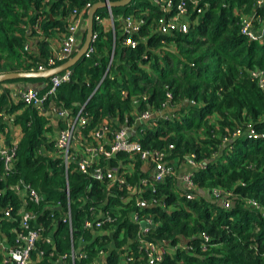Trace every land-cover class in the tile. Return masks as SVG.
<instances>
[{
	"label": "trees",
	"instance_id": "16d2710c",
	"mask_svg": "<svg viewBox=\"0 0 264 264\" xmlns=\"http://www.w3.org/2000/svg\"><path fill=\"white\" fill-rule=\"evenodd\" d=\"M97 1L102 0H0V73L34 70L39 63L48 69L47 43L36 39L35 49L27 47L36 26L44 35L56 26L63 28L73 9ZM197 1L203 11L195 23L185 33L165 35L154 29L158 9L145 0L110 7L113 34L96 25L94 16L105 15L102 7L97 8L92 19L93 52L68 68L69 80L45 97L43 112L21 101L11 104L9 92L0 91V113L20 109L12 121L20 127V137L7 170L0 158V211L9 208V217H0V230L12 245L19 212H31L30 227L40 228V238L29 253V259L37 257L34 264H60L59 256L71 244L85 252L74 264L99 259L100 249L102 264H115L117 249L123 245L134 256V264H142L140 225L131 219L132 212L148 216L153 224L144 238L169 247L179 245L164 255L161 264H264V89L248 75L252 69L264 70V39L259 42L239 33L240 14L264 19V6L256 8L255 0ZM128 15L142 21L131 34L123 31V23L118 29L120 19ZM128 37L136 40L134 47L124 43ZM19 79L0 84L41 81L42 86H34L39 95L48 88V78ZM166 105L176 110L161 115ZM51 108L66 109L71 115L79 111L86 118L80 131L89 144L96 143L90 132L106 127L108 140H101L105 148L115 130L134 125L136 113L148 108L151 119L137 127L132 139L142 149H163L173 172L154 182L132 156L133 170L124 173L126 184H117L91 178L90 168L80 172L73 159L64 166L53 151L55 137L50 140L45 135L54 132L47 113ZM58 118L57 127L62 129ZM248 127L258 136H246ZM236 129L241 132L237 136ZM70 150L74 159L79 158L78 149ZM188 155L197 164L189 171L192 198L185 196L176 171ZM97 159L100 166L119 171L131 161L123 152ZM141 177H146V184H140ZM18 181L38 194L37 203L16 194ZM214 190L219 191L216 197ZM226 200L228 207L223 206ZM94 209L108 212L114 220L84 227L85 219L94 218ZM67 210L71 230L62 221Z\"/></svg>",
	"mask_w": 264,
	"mask_h": 264
},
{
	"label": "built area",
	"instance_id": "2783aa9c",
	"mask_svg": "<svg viewBox=\"0 0 264 264\" xmlns=\"http://www.w3.org/2000/svg\"><path fill=\"white\" fill-rule=\"evenodd\" d=\"M108 2L109 0H103ZM150 5L156 7L159 11V16L155 20V31L159 34H171L173 32L185 33L189 26L195 23L197 17L202 13L203 7L198 5L197 0H145ZM188 2L190 3V8L188 7ZM206 5V4H204ZM89 4H85L80 11L72 10V14L84 12L87 8H89ZM264 6L262 5V0H255V7ZM109 17L110 7H105ZM192 12L194 16H192ZM94 16V15H93ZM96 21V25L100 23V17L98 15L94 16ZM123 31L131 34L132 32L137 31L139 24L142 22L140 20H136L130 15L125 16L123 19ZM262 19L254 15V13L250 15L240 14L239 16V33L245 36L247 39L259 40L255 34V26L261 22ZM76 21L73 22L69 27V32L61 39L60 45L57 49L53 50L50 55L47 57L46 65L49 68L54 67L56 63L65 61L73 52L76 51L74 47L75 38L72 35V32L75 28ZM96 33L92 32L90 37V42L85 51L83 57H89V55L93 52V41L95 40ZM264 39V38H263ZM261 38V40H263ZM124 43L130 47H134L136 45V40L131 38H126ZM26 48V47H25ZM46 70L45 66L39 63L34 70L30 69V71H43ZM249 76L252 79H255L258 83V86L264 89V70L263 69H252L248 72ZM70 78V70L64 69L57 74H54L48 77V88L43 93V95H39L38 91L35 87L26 86L25 88L19 90L16 93V97L21 103L25 105H31L36 107L39 111H44V99L47 96L53 95L55 89L65 83ZM1 91V86H0ZM142 99L145 100V96H142ZM133 103L136 104V101L133 100ZM168 105L164 106L163 109L167 108ZM54 112L55 110L51 108ZM58 117L62 118L63 128L59 129L56 133L53 142V151L56 155H59L62 158L64 166L67 165L69 160L75 161L77 169L86 173L87 168H90L89 175L91 178L97 181H107L108 183H117V184H126L124 173H130L133 170L134 158L132 156H136L137 160L141 162V164L146 167H151V180L154 182L161 181L165 175L171 174L173 172L171 167H168L165 162L166 152L163 149L158 150H150V149H142L139 142L132 137L126 136V134L130 131V128L119 127V129L115 130L112 134V139L109 140L108 148H105L101 143L102 141H106L105 133L106 127L102 125L99 127L98 131L90 132L89 136L96 142L95 144H89L86 142L84 137H82L80 129H82L86 125V118L79 114V111L75 113V115H71L70 112L66 109L55 111L54 112ZM152 117V112L146 108L142 111H138L134 116V123L136 121H146L150 120ZM14 117L12 115L0 113V121L5 122V124H12ZM133 127V126H132ZM241 132L239 129H236L233 134L235 136L239 135ZM246 136L255 138L258 135L251 129L247 128L244 132ZM17 141L8 147L0 146V158L3 162V169L7 170L10 166L12 159L14 157V150ZM171 147V145H170ZM78 149L80 151L79 158L74 159L70 149ZM116 152L127 153L130 156V160L128 165L123 166V169L119 171V168H111L106 166H100L98 164V156H102L105 159L113 156ZM94 164V165H93ZM186 164L189 167L193 168L197 164L193 161V156L188 155L186 157ZM180 180L181 185L184 187L185 196L187 198H192L193 194L189 191L192 189V182L190 177V172H186L177 177ZM140 184L144 185L147 183L146 177H141L139 179ZM128 188H132L127 185ZM14 190L16 194L26 197L28 200L37 203L39 200L38 194L28 185L23 184L21 181H18L16 185H14ZM65 193L67 195V187L65 186ZM213 195L216 197L219 191H212ZM137 198V197H134ZM250 206L257 207V204L252 200H247ZM140 204V199H136L135 205ZM224 207L229 206V201L226 200L223 202ZM2 213V214H1ZM0 217L7 218L9 217V208L4 207L0 211ZM91 216L94 218L85 219L83 221L84 227H89L94 223L95 227H99L103 222H112L114 217L110 215L106 211H102L101 209H94L91 212ZM33 214L27 210H21L19 212L18 226L19 229L15 233V237L12 245H10L5 253H3L4 261L9 262L10 264H29V253L34 248V243L38 240L39 234L38 227H30V221L33 219ZM131 219L136 221L137 223L144 222L146 225L144 227H140V233L137 235L139 246L138 251H141L144 257V261L142 264H161L164 255L166 253H171L175 249L179 248V245H174L173 247L166 246L162 243H155L154 241L144 238V234L147 230V227L151 224V220L148 216L142 217L138 216L136 212H132L130 215ZM92 220V222H90ZM62 221L67 222L69 229L71 230L70 225V216L69 211H66L65 216ZM153 225V224H151ZM45 242H49V237L44 239ZM118 260L115 264H134L135 258L130 251L127 250V246L123 245L117 249ZM104 251L102 249L98 250L99 259L93 258L89 261V264H102L100 261L103 256ZM85 257V252L80 250V248H75L72 244L67 253H64L59 256L60 264H64L65 262H69V264H74V259H80Z\"/></svg>",
	"mask_w": 264,
	"mask_h": 264
},
{
	"label": "crops",
	"instance_id": "0c3cea01",
	"mask_svg": "<svg viewBox=\"0 0 264 264\" xmlns=\"http://www.w3.org/2000/svg\"><path fill=\"white\" fill-rule=\"evenodd\" d=\"M262 5H264V0H262ZM102 8H103V11L105 12V15L99 16L100 17V23L97 26L101 27L102 32L105 33V32L111 31V33L113 34L114 24H113L112 15H111V17H109L106 8L105 7H102ZM85 19H86V17L83 16V12H81L80 14L76 13L75 15H73L71 13L70 16L67 17V24L65 26H63V28H58L56 26L50 30L48 29L45 35L42 33L40 27L36 26L34 34L27 41V47L29 49H35L36 48L35 40L36 39H39V40L43 39L47 43L48 54L51 53L53 50H55L59 47L61 39L69 32L68 27L73 22L76 21L77 23H76L75 28L72 32V35L75 38L74 47L77 50L81 46L83 39H84V36H85V29H86V20ZM116 19L119 20L120 17L118 16ZM120 20H121V23H119L120 26L118 29H121L122 23H123L122 19H120ZM255 28H256L255 34L258 38H260L257 41L260 42L261 38L262 39L264 38V19H262L261 22H259L255 26ZM113 48H114V45L112 43L111 49H113ZM75 52H73L66 60H68L70 57H72V55ZM105 53L106 52L103 50L102 54H105ZM111 54L109 56V59L111 57ZM57 65H58V63H57ZM144 69L148 70V67H144ZM19 80H21V79H19ZM43 84L44 83L41 81H37V80L34 81L33 80V81H16V82H4V83L2 82L0 84V86H1V91L4 90L3 92H9L7 99L11 102V104H16L19 101L16 97V93L19 90L25 88L26 86H33L34 87V86H39V85L42 86ZM8 107H9L8 105H5V108H8ZM19 112H20V109H16L14 111L9 112V114L12 115L14 117V120H15V117ZM49 112H50L49 124L52 127L54 132L52 134L46 133L45 135L47 136V139L51 140L55 137V135L59 129L57 127V120L59 118L53 111H48L47 113H49ZM2 123H0V146L8 147V146L12 145L15 140L18 141V139L20 137V127L18 126V124L14 123V122H12V124H5V123L2 124ZM104 123H106V122L104 121L103 124ZM126 126H128V125H126ZM132 126H130L129 128L131 129ZM144 167L145 168H143V170L148 171L149 176L151 178V173H152L151 169L149 171V168L146 169L147 167L146 166H144ZM190 169H191V167H189L187 164H183V163H179L176 166V171L178 172L179 175L190 171ZM18 196L21 198V195L18 194ZM9 246H10L9 241L6 239L4 232H2L0 230V260H1L2 264L4 263L3 262L4 261L3 253H5L6 249ZM34 259L35 260H32V258H30L29 264H34L35 261H37L36 256L34 257Z\"/></svg>",
	"mask_w": 264,
	"mask_h": 264
},
{
	"label": "water",
	"instance_id": "95a60500",
	"mask_svg": "<svg viewBox=\"0 0 264 264\" xmlns=\"http://www.w3.org/2000/svg\"><path fill=\"white\" fill-rule=\"evenodd\" d=\"M130 0H116V1H97L95 3H92L86 12V29H85V36L83 39V42L81 46L76 50V52L70 57L68 60L64 61L63 63L54 66L52 68L43 70V71H12V72H5L0 73V81L4 80H11V79H19V78H42L46 79L54 74L59 73L60 71L69 68L75 61H77L79 58H81L85 51L87 50V47L90 42V37L92 33V19L93 15L97 8L100 7H116V6H124L126 5ZM184 104H186L184 102ZM174 111L176 108H165L160 111V114L163 115L169 111ZM50 115V112L48 113ZM143 121H136L133 125V127L130 129V131L126 134L128 137H132L135 134V131L137 127L142 124ZM122 127L126 128V124H123ZM140 227H144L146 224L144 222L139 223Z\"/></svg>",
	"mask_w": 264,
	"mask_h": 264
}]
</instances>
